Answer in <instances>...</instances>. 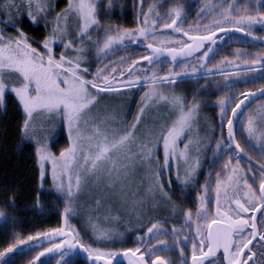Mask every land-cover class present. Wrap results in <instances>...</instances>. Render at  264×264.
<instances>
[{"label": "snow or ice", "instance_id": "1", "mask_svg": "<svg viewBox=\"0 0 264 264\" xmlns=\"http://www.w3.org/2000/svg\"><path fill=\"white\" fill-rule=\"evenodd\" d=\"M137 5L135 27L113 24L120 0H68L62 11L56 10L54 0H21L19 4L8 0L4 5L0 107H6L9 96L15 98L21 114L20 139L35 146L41 187L51 167L57 224L26 239L13 233L10 242L0 246V264H15L24 249L37 253L29 264H44L46 256L58 257L56 264H81L80 254L86 257L83 264H120V257L127 264H176L173 252L179 253L180 264H264V103L253 107L264 101V87L240 91L234 89L238 81L229 79L242 70L237 63L242 59L247 71L260 73L243 83L264 80V55L237 50L228 54L235 60L220 58L234 33L242 34L248 43L264 45V35L255 34L257 26L264 32V0H206L191 23L188 17L197 5H189L188 0L152 4L134 0ZM71 17L78 21L75 30L67 27ZM26 21L40 28L39 39L27 35ZM133 45L144 53L112 58L119 51L128 53ZM165 54L170 60L162 59ZM192 59L196 65L190 73L187 66L176 70ZM164 63L171 70L162 76ZM198 72L204 73L200 77L204 79L221 76L223 87L217 86L216 91L224 95L214 103L219 109V135L213 128L210 137L195 141L193 164V140L188 137L203 111L198 97L214 86L206 84L191 101L175 89L186 78H197ZM144 88L149 91L141 96L134 113L114 110L110 104L104 111L111 115L98 113L105 102L130 97L133 89ZM152 111L157 118L152 128H146ZM162 111L168 115H161ZM44 118L58 119L67 132L68 146L58 156L51 151L55 142L45 135ZM201 143L208 145L205 151L214 152L215 163H222L215 173V189L207 180L200 185L196 178ZM161 149L163 163H156L154 194L136 209L142 218L133 233L136 246L116 252L86 243L83 230L73 221L80 215L79 201L93 182L114 191L138 161L158 162ZM174 167L175 181L163 182ZM190 183L201 193L196 196L195 211L181 207L189 203L185 189ZM92 201L97 207L101 204L95 195ZM5 207L15 211V200H6ZM34 207L43 210L39 202ZM11 211H0V220L10 219ZM177 222L181 227L175 226ZM114 238L105 234L99 239Z\"/></svg>", "mask_w": 264, "mask_h": 264}, {"label": "rangeland", "instance_id": "2", "mask_svg": "<svg viewBox=\"0 0 264 264\" xmlns=\"http://www.w3.org/2000/svg\"><path fill=\"white\" fill-rule=\"evenodd\" d=\"M124 1L125 0H120V3ZM7 2L8 0H0V14L3 13L4 5ZM15 2L19 4L21 0H15ZM54 2L56 3L57 0H54ZM197 2L200 3L199 5H202L206 2V0L203 2H200V0H188L189 5L193 3H197ZM65 8L63 7V9ZM77 23H78L77 18L71 17L67 22V27L72 30H75L77 27ZM28 27H31L32 30H34L39 36H41L42 33L38 26L31 25L30 23L26 21L24 28H28ZM9 34L14 35L15 32L9 30ZM238 41L243 42V40H239V39ZM233 42H236V41L233 40ZM231 51L235 52L237 50L232 49ZM133 53H134V50H133ZM119 57L113 56L112 58L119 59ZM195 63L196 61L193 59L184 60V62L181 63L176 70L181 71L187 66V70L190 71L192 70L193 66L196 65ZM242 68H245V69L238 71V73L246 70V66ZM161 69L163 70V71L162 70L160 71V75L162 76L168 74L169 71L171 70L170 65L168 63L162 64ZM233 70H236V69L234 68ZM199 73H203V72H199ZM197 78H200V77H197ZM190 79H193V78H186L185 80H190ZM147 91H149L148 88H144L143 90H133L134 94L132 96L121 98L119 100L107 101L105 102V104H102L101 108L98 109L97 111L102 117L106 115H111V113L104 111L105 105L110 104L114 110L118 108V109H123L125 111L131 110L134 113L140 104L141 96H143L144 93ZM187 92H188V89L186 88V85L180 84L179 88L175 89V93L177 95L186 96ZM195 95L196 93L193 96ZM210 95H211V92H207L204 95H201L198 97L199 101L202 102L203 111L199 114L200 116L199 123L193 127V131L189 134V137H188V139L193 140V148H192V153H191L193 164L195 163L196 153H197L195 141L197 139L204 140L206 137H210L212 135L213 128H217L216 135L217 137L219 135V132H218L219 109L216 108L217 109L216 110L213 103L207 104L208 102L205 97L207 96L209 97ZM187 98L189 99V101H191L192 97L191 98L187 97ZM129 101H131V103H129ZM157 107H158L157 105H153V109H156ZM160 114L166 116L168 115V112L162 111ZM149 117L150 118L146 120V128H152L154 126L153 121L157 118L156 111L150 112ZM43 126L46 129L45 135L49 138V141L55 142V146L51 147V151L54 152L58 156L59 150H63L65 147L68 146L67 132L66 130L60 127L58 119L52 122H48L47 119L44 118ZM183 146H184L183 143L180 144L181 149L183 148ZM207 147L208 145L206 144H203V143L200 144V155H199L200 167L198 170L199 175L202 169L205 168L206 161L208 160V163H209V160L215 157L213 151L204 150ZM212 147L214 148V145ZM136 150L137 149L135 148L133 149V151H136ZM129 155H132V153L130 152ZM156 163H159V164L163 163L162 149L159 153L158 162H154L153 164H148L147 162L140 164L138 161L137 165H134L131 168V170L126 174V179L124 177H121V180L116 184L114 191H106L103 184H97L93 182L92 188L86 193L84 198L79 201V203L82 206L80 210V215L77 216L73 221V223L76 224L78 228H81L83 230L81 232V235L84 236L86 243L91 244L93 247H99L105 251H116V252L122 251L123 250L122 247L130 243L129 238L132 237V234L136 232L141 226L138 223V219H142V218L139 216V213L136 210L137 206L140 204L141 201H144L145 203H147L150 197H152L154 194V170L156 167ZM180 174H181V177H183V174H184L183 168L181 169ZM199 175H197L196 177L197 180L199 178ZM169 178L175 181L176 179L175 167L170 177L167 173H165V176L163 177V182H167ZM107 183H112V182L108 181ZM195 186H196L195 184L190 183L188 188L185 189L186 199L190 200L192 198L191 201H189L188 205L185 206V211H187L189 208L192 209V204H193L192 202L194 201L195 203L196 198L191 197L190 195V192L193 193ZM40 191L41 192L43 191L53 192L50 165H49V175L47 177V182L43 185V187H41V184H40ZM93 195H95L97 200L101 201V204L99 207H97L95 202L92 201ZM0 211L9 212L11 210L6 208V210L0 209ZM176 227L178 228L181 227V224ZM13 233L23 236L21 231H19L18 229V219L12 215V211H11L10 219H8L7 221L0 220V246H2L1 244L3 242L9 243ZM105 234H112L115 238L111 241L100 242L99 238ZM27 237H24V238L26 239ZM134 240H135V235H134ZM116 246L117 248H115ZM24 250H27V249H24ZM32 255L33 254H31V256ZM172 256L175 257L174 253H172ZM78 257H83L86 259L84 254H80ZM42 259L45 262L51 259H55V264H56L58 257L46 256V257H42ZM176 259L177 258L175 257V260ZM119 261L127 264V260H125L123 257H120Z\"/></svg>", "mask_w": 264, "mask_h": 264}, {"label": "trees", "instance_id": "3", "mask_svg": "<svg viewBox=\"0 0 264 264\" xmlns=\"http://www.w3.org/2000/svg\"><path fill=\"white\" fill-rule=\"evenodd\" d=\"M154 1L155 0H147V4H152ZM203 1L205 0H200V2ZM161 2H163V0H161ZM211 2L216 3L217 0H211ZM67 3L68 0H57V11L62 10L63 7L65 8ZM199 4L200 3L198 2L196 3V10L188 17L190 23L196 20V11L199 10ZM138 10V5L134 7V0H125L115 9V19L113 20V24H119L120 27H135V18ZM145 10H147V5ZM185 27H188V25H185ZM24 30L28 36L36 39L40 38L31 27L24 28ZM255 34L258 35V32H255ZM232 36L244 38L240 33H234ZM232 49L251 53L262 51L261 53H264V45L254 42L248 43L247 45L230 46L226 51L220 53V58L228 56L229 59H236L235 57L227 55L228 51L229 53H232ZM130 53L143 54L144 49L140 46L133 45L130 46L128 53L119 51L113 56H125ZM163 60L168 61L169 58H163ZM240 69L245 68L241 67ZM191 71L192 70L188 72L190 73ZM203 74L204 73L198 72L197 77H203ZM253 75L259 77L260 73H239L235 77L229 79L238 81V83L234 85V89L238 88L240 91H255L260 87H264V80L262 79H257L255 83H243V81L249 79ZM208 83L213 84L214 87L208 90V92H211V95L205 98L207 99V104H214L216 99L224 95V92L216 91L217 86L221 88L223 87V79L221 76L209 77L207 79L193 78L185 80L181 84L186 85V88L188 89L186 96L191 98ZM227 91L228 90L226 89L225 92ZM212 93H215V95H212ZM260 103H264V101H257L253 107H258ZM20 123L21 114L18 111L15 98L9 96L6 107H0V209L6 210V200H15L16 208L15 211H12V215L18 219L19 231H21L24 237H27L38 231H43L56 226V212L53 209V205L56 204L57 201L56 196L52 191H40L39 166L36 159L35 146L30 142L21 141L18 131ZM251 154L254 155V153ZM206 163H208V160ZM37 202H39V205L42 206L43 210H41L40 207H34V205H37ZM185 205H187V203L181 205L184 210ZM179 225L180 224L177 222L175 226ZM129 240L130 243L122 248L135 247V244L132 242L134 241V234H132V237H130ZM6 243L7 242H3L1 245L3 246ZM115 248H117V246ZM173 253L175 254L178 252ZM31 254L33 255L31 256ZM36 254V252L28 249L23 250L21 254L17 255L15 264H29L30 259ZM77 259L83 264L81 257H77ZM44 264H55V259L46 262L44 261Z\"/></svg>", "mask_w": 264, "mask_h": 264}, {"label": "flooded vegetation", "instance_id": "4", "mask_svg": "<svg viewBox=\"0 0 264 264\" xmlns=\"http://www.w3.org/2000/svg\"><path fill=\"white\" fill-rule=\"evenodd\" d=\"M10 31H12L10 28H9ZM255 32H258V35H264V32H261L259 26L256 27L255 29ZM239 40H243V42H240L238 41ZM233 40H235L236 42H233ZM230 44L227 48H229L230 46H234V45H247L248 43H246L247 41L245 40V38H242V37H235V36H232V39L229 41ZM262 49V48H261ZM262 51H258V52H255L253 54H256V53H260L262 55H264V53H261ZM229 54V51L227 52V55ZM194 60V59H193ZM235 60V59H233ZM237 63L239 64L240 67H243L245 64L243 62V60H237ZM196 64V63H195ZM245 72H250V71H242V72H239V73H245ZM238 73V74H239ZM215 77H219V76H215ZM250 155H253L251 153H249ZM253 158L255 159V154L253 155ZM223 159L226 161L227 160V156H224ZM216 161V157H214L213 159L209 160V163H206V166L205 168L202 169V171L200 172V175H199V178H198V181H199V184L200 185H203L205 183V181H209L212 185V188L215 189V173L216 172H219L222 168V163H215ZM209 173H212L211 176H209ZM198 194H201V193H198V189L194 188L193 190V193H190L191 197H195L198 195ZM192 199V198H191ZM188 200V201H191ZM192 210L195 211L196 210V207L198 206V201L195 200V203L194 201L192 202ZM188 205V203H187ZM185 205V206H187ZM213 208H214V204H213ZM174 256L177 258L176 259V264H180V256H179V253H175ZM175 257H173L175 259Z\"/></svg>", "mask_w": 264, "mask_h": 264}, {"label": "water", "instance_id": "5", "mask_svg": "<svg viewBox=\"0 0 264 264\" xmlns=\"http://www.w3.org/2000/svg\"><path fill=\"white\" fill-rule=\"evenodd\" d=\"M259 43V42H258ZM163 58H169V57H167V55L165 54V56L164 57H162V59ZM179 59H183V58H179ZM81 259L84 261L85 260V258H83V257H81ZM120 264H125L124 262H120Z\"/></svg>", "mask_w": 264, "mask_h": 264}]
</instances>
